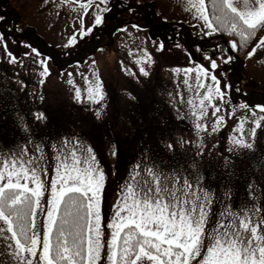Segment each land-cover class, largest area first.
<instances>
[{"label": "rangeland", "instance_id": "rangeland-1", "mask_svg": "<svg viewBox=\"0 0 264 264\" xmlns=\"http://www.w3.org/2000/svg\"><path fill=\"white\" fill-rule=\"evenodd\" d=\"M114 1L110 0L111 9L115 4ZM120 1L139 4L138 0ZM148 2L152 3L158 15L168 22L190 27L194 35L199 36L196 41H193V47L182 45L181 37H179L180 29L174 24L168 26V32L153 36L148 33L141 22L126 18L129 24L122 28L127 31L118 29L111 46L97 49L80 63H74L63 69L55 68L51 59L42 56L47 60L49 75L41 77L40 73L43 71L39 63L41 57L31 52L34 46H28L24 37L14 39L3 33H7L9 29L13 35L19 37L23 31L33 29L35 34L48 43L47 45L58 51V56L64 54L68 56V54L79 51L83 43L96 36V32L100 29V27L95 29L93 35L86 41H80L78 46L72 49L62 47L69 37L78 33L82 23L85 28L91 27L99 0H95L87 14L79 7L81 3L87 2L73 1L62 4L61 0H48L47 3L44 0H0V16L4 18L0 20V35L5 37L3 41H0V72L7 70L6 75L0 73L3 74L0 75V85L5 83L11 87L10 84L15 82L18 87L20 84L19 89L8 93L11 98L0 95V149L7 151L25 147L29 149V156L33 154L38 156L39 153L35 152L34 145L40 144L44 148L45 163L48 169V175L43 176L42 179L50 184V180L54 178L53 169L56 164L53 159L52 144L59 143L64 138L75 140L79 137L85 145L93 148L106 177L101 202V230L102 240L105 243L102 255L105 258L107 241L111 236V230L107 229L106 225L114 217L116 204L121 199L122 185L128 179L136 163L147 162V151L149 159L158 164L168 153L170 157L165 159H178L179 164L174 165L180 169L190 170L189 165H193L198 168L202 177L210 180L207 174L213 176L215 181L211 179V183L207 182L206 186L211 187L214 194L218 193L223 197L227 185L232 196L230 204H247L251 207L254 200L256 207L264 208V175L260 171L261 163H264V127L256 129L254 151L235 147V140L240 138L241 124H243L245 138L253 142L250 136V130L255 128V124L252 123V113L256 112L255 119L264 115L258 108L262 105L261 102L259 104L246 102L249 94H252L256 100L264 99V51L250 59L247 57V53L252 50L259 38L264 36V30H258L256 38L243 44L237 37L241 42L240 46L237 51L230 53L235 59L227 65L221 64L215 70L214 74L222 81V86L223 83L231 85L233 75L235 84L227 90L223 101L213 98L212 104L218 105L220 112L214 114V108L207 106L208 102H205L206 115L201 122L211 129L217 118L223 117V120L215 133L209 131L200 134L203 137L204 147L201 149L203 154L198 155L196 145L201 141L197 136L194 126L195 117L191 116V111L199 110L200 99L206 89L197 86L195 71L186 74L183 71L174 73L171 70L194 68L197 64L207 66L208 62L202 59V54L219 56L220 51L217 49L214 50L215 52L208 49L221 45V42L226 39L220 30L212 36L202 34L208 29L202 19L194 18L198 17V13L190 7L188 0H143L141 4ZM238 6H242V0ZM109 13H104L106 21ZM14 16L15 20L11 21ZM209 18L214 24L210 15ZM133 24L140 25L143 30L138 31L132 27ZM234 37L236 36L228 35L227 40L231 41L235 39ZM203 39H205V44ZM161 42L164 44V49L158 51V45ZM178 43L181 47H176ZM199 43L202 45H198ZM5 45L7 52H11L16 57L17 63H9ZM241 47L245 48L242 50ZM197 48L202 49V52H197ZM223 49H229V44ZM145 50L151 56L152 63H143L146 59ZM240 62H243V72L239 68ZM141 65L149 72V76L145 77L140 74ZM224 70H226V75ZM69 73L72 75L69 76ZM5 79L7 82H4ZM41 79L44 80L43 84L40 83ZM97 79L102 81L105 93V99L99 105L87 99V88ZM185 79L188 80V84L184 83ZM201 81L206 85H211L210 78L205 80L201 77ZM77 88L81 90L82 103L74 99ZM41 96L44 97L43 100L40 99ZM188 101H192V104ZM240 104H246L249 107L241 109ZM193 105L196 106L195 109ZM71 107L74 109L72 110ZM160 108L168 114L170 119L164 118V114L160 117H153L156 110ZM26 109H29L28 114ZM139 109L150 116H143V112ZM37 110L45 112L48 116L46 127L34 122L31 113ZM97 110L102 112V118L99 120L95 117ZM177 110L181 115L187 114L186 118L177 119ZM133 112H137L141 118ZM20 114L26 115L27 122L32 129L30 133H24L18 128L17 118ZM138 119L145 120L142 128L135 126ZM163 122L165 123L162 126ZM8 124L18 131L11 135L8 133L6 139L3 132L7 126L12 127ZM129 125L134 128L129 129ZM165 126L170 127L167 131L172 133L171 136L163 142L156 143V140H148L150 136L155 139L154 135ZM171 128L176 130L172 132ZM163 137L161 135L159 140L161 141ZM181 138L191 141V144H186L183 148L178 146L175 150L177 156L174 158L173 152L165 148V143H174ZM142 141L149 143L145 151L140 150L144 147L139 143ZM113 147L117 151L116 156L110 153ZM194 155L195 161H193ZM218 179L224 182L221 183ZM250 186L256 188L255 195L251 198L248 191ZM221 207L222 205L217 204V211ZM42 219V217L38 218V222H42ZM2 224L3 222L0 221V225ZM5 248L4 241L0 239V264H15L14 260L6 254ZM7 251L10 252L11 249ZM193 264H196V261H193Z\"/></svg>", "mask_w": 264, "mask_h": 264}, {"label": "snow or ice", "instance_id": "snow-or-ice-1", "mask_svg": "<svg viewBox=\"0 0 264 264\" xmlns=\"http://www.w3.org/2000/svg\"><path fill=\"white\" fill-rule=\"evenodd\" d=\"M72 2L61 0L62 4ZM138 2L143 3V0ZM94 3L95 0H87L79 7L87 14ZM109 3L110 0H99L91 27L85 28L82 23L78 33L69 37L62 47L72 49L93 35L95 29L104 26V13L111 11ZM188 3L198 13L194 18L202 19L208 29L203 35L212 36L222 29L229 36L239 37L243 44L258 30H264V0H242V6H238L241 0H213L214 11L220 12L216 16L219 28L209 18L205 0H188ZM127 7L130 12L136 11L131 4ZM3 19L0 16V20ZM132 27L143 30L137 24ZM120 31L127 29L121 28ZM4 39L0 35V41ZM226 43L229 49L221 47L219 56L202 54L207 66L197 64L194 68L171 70L186 74L195 71L197 86L206 89L200 99L199 110L191 111L201 141L196 145L198 155L203 154L201 149L204 147L200 134L215 133L223 120V117L217 118L211 129L201 122L206 115L205 102L214 108V114L220 112V107L213 105L212 100L215 97L223 101L231 87L227 83L222 86V81L214 74L221 64L231 63L234 57L230 53L238 50L235 40ZM176 47L181 45L178 43ZM163 49L161 42L158 51ZM262 51L264 36L259 38L247 57L258 56ZM31 52L41 57V77L49 75L47 60L34 47ZM197 52H202V49L197 48ZM7 54L9 63H17L11 52ZM144 57V64L153 62L147 50ZM139 72L149 76L143 65ZM201 77L205 80L210 78L211 85L203 83ZM85 79L88 80L87 77ZM40 83L43 84L44 80L41 79ZM69 83H72L71 79ZM184 83L188 84V80L185 79ZM74 99L83 102L79 88L75 89ZM87 99L96 105L104 101L102 81L97 79L90 84ZM188 103L192 104V101ZM239 107L247 109L249 106L240 104ZM258 108L264 113V105ZM31 115L37 125L47 126L45 112L37 110ZM186 115L177 110V119L183 120ZM252 116L255 128L250 130V136L253 142L245 138L241 124L240 138L235 140V147L255 150L256 129L264 127V115L255 119L256 112L253 111ZM95 117L101 119L102 112L97 110ZM17 124L24 133L32 131L24 114L18 115ZM186 144H191V141L181 138L174 143H165V148L175 153L178 146L183 148ZM34 147L38 156H29V149L25 147L7 151L0 149V221L3 222L0 239L6 245V254L15 264H193V261L196 264H264V208L256 207L254 200L251 207L230 204L232 196L228 186H225L223 197L214 194L212 188L206 186V178L193 165H189L190 170H182L174 165L165 168L163 163L155 161L136 163L122 185L114 217L106 225L111 236L107 241L105 258L102 255L105 243L101 230V202L106 177L93 148L85 145L79 137L75 140L64 138L52 144L56 164L54 178L49 184L42 179L48 175L44 148L40 144ZM110 153L117 155L114 147ZM260 171L264 175V163H261ZM248 191L251 198L256 188L250 186ZM217 204L222 205L219 211ZM40 217L42 222H38Z\"/></svg>", "mask_w": 264, "mask_h": 264}, {"label": "trees", "instance_id": "trees-1", "mask_svg": "<svg viewBox=\"0 0 264 264\" xmlns=\"http://www.w3.org/2000/svg\"><path fill=\"white\" fill-rule=\"evenodd\" d=\"M73 1H75V2H78V1L87 2V0H73ZM113 3H115V4L112 6V9H111L110 13L108 14V17H107L108 20L106 21V24L104 26L100 27V29L96 32V36H93V37H91V39L89 41L84 42L79 51L77 50L73 54H68V56L65 54L62 56H58V54H57L58 51L54 50L51 46L47 45L48 43H46L45 40L43 41L41 36H38L37 34H35L33 29L29 30V31H23L21 33V35H19V37H17L16 35H13V33L11 31H9V29L7 30V33L3 31L4 32L3 34L9 35V36L13 37L14 39L24 37L28 46H34L36 48V50L42 54V56L48 57L49 59L52 60L55 68H62V69L67 68V67H69V65H73L74 63H80L81 61H84L85 59H87V57L92 55V53H94L97 49H101L103 47L111 46L113 44V38H114L115 32H117L118 29L129 24V22H127L125 20L126 18H129L131 20L133 19V20H135V22H137V21L141 22L143 27L148 31V33L153 35V36L160 35L163 32H168L169 31L168 26L174 24L175 26H177L180 29V33H179V37H181L180 42L182 43L183 46H189V48L193 47V44H192L193 41H196L197 40L196 38L199 37L196 34L194 35V32L190 27H188L186 25L185 26L179 25L177 23H170L167 20H165L163 17H160L158 15L156 7H154V5L150 2L144 3V4H141V3L134 4V3H126V2L124 3V2H121L120 0H115ZM129 4H131L134 8H136L135 12H130L128 10L127 5H129ZM205 8L207 10V13L211 16V18H213L214 25L219 28V25L216 21V16L220 15V12L214 11L213 0H205ZM14 20H15V16L11 19V21H14ZM220 31H221L222 36H224V39H226V40H223V41L221 40L222 41L221 45H217L215 48L209 47L208 50H212L213 52H215L214 51L215 49H217V51H220L221 47L227 48L228 43H226V41H228L227 40L228 35L224 30L221 29ZM22 35H25V36H22ZM256 36H258V32H256L249 40L256 38ZM234 38L235 39H233V40L236 41V43L238 44V47H239L240 46L239 43H241L238 39L239 37L238 38L234 37ZM203 43L205 44V39H203ZM217 44H219V43H217ZM198 45H202V43H199ZM245 47L247 48V46H245ZM245 47H241L240 49L243 50V48H245ZM59 50H61V49H59ZM237 55L238 54H236V56ZM239 66H240L239 68H240L241 72H243V69H244L243 68V62H240ZM2 70H5V69H2ZM0 73H4L6 75L7 70L0 72ZM0 75H3V74H0ZM4 82H7V80L5 79ZM230 84L231 85L233 84L232 86H234V84H235L234 75L231 78ZM10 86L11 87H9V85L5 84V83L0 85V95H6L8 98H11V95L8 93H11V92L13 93L14 89L16 90V89L20 88V84L17 87L15 82H13L12 85L10 84ZM247 97L248 98H247L246 102L251 101L252 103H255V104H259L261 102L262 105H264V99L259 98L258 100H256L252 94H249ZM59 106H61V104ZM71 109L73 110L74 108L71 107ZM26 110H28L27 111V114H28L29 109H26ZM139 110H141V109H139ZM142 112H143L142 113L143 116L144 115H147V117L150 116V114H146L145 111H142ZM133 113L134 114L136 113L135 115H137L139 118H141V116L137 112H133ZM162 114H164V118L165 117L169 118L168 114L166 112H164L161 108L156 110V112L153 114V117H157V116L160 117V115H162ZM128 116H129V114H128ZM144 119L147 121H150L149 119H146V118H144ZM144 119H138V122L135 124V126L137 128H142V125L145 123ZM140 123H142V124H140ZM164 123L165 122L162 123V126L164 125ZM9 126H12V125H9ZM130 128H134V126L131 127V125H129V129ZM169 129H170V127H168V126L161 128L160 129L161 131L160 132L158 131L154 135L156 137L155 139H152V136H150V134H149L150 137L148 140H150V141L156 140L155 141L156 143L157 142H163L164 139H166L168 136L172 135V133L170 131H167ZM175 130L172 129L171 131L174 132ZM17 131L18 130L16 128H14L13 126L11 128H8V126H7L3 132V135L7 139L6 136L8 133H10V135H11L12 133L17 132ZM142 134H145V133L142 132ZM161 135L164 137L160 141L159 137ZM139 143H141L140 145H142V147L144 145V147H143L144 149L140 148V146H139L140 150H144V151H145V149H147L146 146L149 144L148 142H145V141H142ZM161 145L163 147V143ZM172 156L175 158L177 155H176V153H173ZM167 157H170L168 153H167V155H165L164 160L161 162V163H163V165L166 164L165 168H169L170 166L177 164L178 159H175V160L165 159ZM146 160L149 163L152 162L149 159L148 151H147ZM167 161H171V162H167ZM207 176L210 177L212 180L214 179L213 181H215V178L213 176H210L208 174H207ZM204 178H206V177H204ZM211 179L208 180L206 178L207 182H210V183L212 181ZM218 180L221 183L224 182L223 180H220V179H218Z\"/></svg>", "mask_w": 264, "mask_h": 264}]
</instances>
